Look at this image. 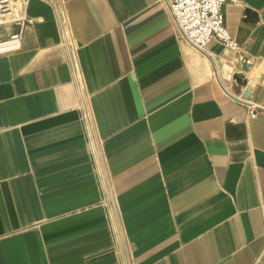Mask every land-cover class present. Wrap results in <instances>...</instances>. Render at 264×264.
Masks as SVG:
<instances>
[{"label": "crops", "instance_id": "obj_1", "mask_svg": "<svg viewBox=\"0 0 264 264\" xmlns=\"http://www.w3.org/2000/svg\"><path fill=\"white\" fill-rule=\"evenodd\" d=\"M24 1L0 51V264H264V0L225 3L241 48L207 55L160 0Z\"/></svg>", "mask_w": 264, "mask_h": 264}, {"label": "built area", "instance_id": "obj_2", "mask_svg": "<svg viewBox=\"0 0 264 264\" xmlns=\"http://www.w3.org/2000/svg\"><path fill=\"white\" fill-rule=\"evenodd\" d=\"M166 7L170 18L181 38L194 49L206 54V47L211 40H216L224 48L232 51L239 50L240 44L230 36L223 24L221 8L227 2L236 0H160ZM24 0H0V26L13 15L9 21L13 29L5 42H18L24 35L25 29L31 25V20L25 15ZM54 20L62 44L67 45L70 38L67 27L66 13L62 7H53ZM207 55V54H206ZM253 109L250 114L253 115ZM86 136L89 137V125L92 114L84 110L81 114ZM264 235V232H263Z\"/></svg>", "mask_w": 264, "mask_h": 264}, {"label": "rangeland", "instance_id": "obj_3", "mask_svg": "<svg viewBox=\"0 0 264 264\" xmlns=\"http://www.w3.org/2000/svg\"><path fill=\"white\" fill-rule=\"evenodd\" d=\"M14 18H15V15H13L12 17H10L8 19L7 24L0 26V42H4V41L8 40V36H4V34L6 31H9V29H7L8 27H11V25H9V24H11L9 21H11ZM2 29H4V31H5L4 33L2 32L3 31Z\"/></svg>", "mask_w": 264, "mask_h": 264}, {"label": "bare ground", "instance_id": "obj_4", "mask_svg": "<svg viewBox=\"0 0 264 264\" xmlns=\"http://www.w3.org/2000/svg\"><path fill=\"white\" fill-rule=\"evenodd\" d=\"M6 21H8V19ZM13 45V42H0V51L11 48Z\"/></svg>", "mask_w": 264, "mask_h": 264}]
</instances>
